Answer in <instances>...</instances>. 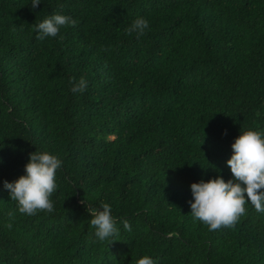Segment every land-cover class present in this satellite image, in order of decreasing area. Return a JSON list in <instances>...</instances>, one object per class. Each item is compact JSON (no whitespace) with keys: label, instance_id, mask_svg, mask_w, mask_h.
<instances>
[{"label":"trees","instance_id":"16d2710c","mask_svg":"<svg viewBox=\"0 0 264 264\" xmlns=\"http://www.w3.org/2000/svg\"><path fill=\"white\" fill-rule=\"evenodd\" d=\"M31 2L0 0V264H264V213L209 231L189 203L192 183L232 178L240 131L264 133V0ZM51 14L79 23L37 39ZM35 151L62 165L54 211L28 216L3 182ZM102 203L111 243L90 226Z\"/></svg>","mask_w":264,"mask_h":264},{"label":"clouds","instance_id":"9594fccd","mask_svg":"<svg viewBox=\"0 0 264 264\" xmlns=\"http://www.w3.org/2000/svg\"><path fill=\"white\" fill-rule=\"evenodd\" d=\"M41 0H32L31 6L37 7ZM78 20L69 15L51 14L42 22L34 25L38 33L37 39L57 37L60 29L66 26L75 27ZM149 28V22L143 17H137L125 30L126 34L135 33L137 38L143 36ZM63 39V37H60ZM87 88V81L81 77L73 79L71 91L82 93ZM232 155L226 161L232 178L225 181L220 175L207 182L201 180L190 185L192 200L190 203L194 220H199L208 226L209 231H217L225 227H233L240 217L246 214L245 205L250 202L258 213H264V133L251 128L240 131L231 145ZM62 161L48 151H35L29 154L24 165V175L15 181L3 182V187L9 191V198L17 202L18 211L28 216L36 215L38 211L52 213L53 201L50 199L57 190L56 172L61 168ZM90 214V226L95 229L98 241H117L119 229L112 209L108 203H102L100 208L87 209ZM9 220L15 218V213H7ZM8 229L12 223H6ZM123 227L131 231L127 220ZM136 264H156L151 257L145 255Z\"/></svg>","mask_w":264,"mask_h":264}]
</instances>
